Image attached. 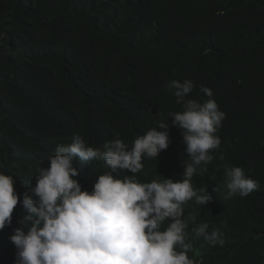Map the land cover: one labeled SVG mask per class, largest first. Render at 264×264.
<instances>
[{"label": "trees", "instance_id": "obj_1", "mask_svg": "<svg viewBox=\"0 0 264 264\" xmlns=\"http://www.w3.org/2000/svg\"><path fill=\"white\" fill-rule=\"evenodd\" d=\"M174 79L194 82L186 99L203 102L200 86L210 88L226 114L213 161L191 181L213 200L183 206L185 217L196 216L185 229L189 256L264 264V0H0V172L22 194L58 143L78 134L92 147L117 137L130 147L164 121L169 146L144 158L137 178L183 179L190 158L171 125L170 113L182 110L166 87ZM224 165L242 167L260 188L224 199ZM74 166L87 191L108 170L103 160ZM24 214L18 204L0 230V264H14L8 238ZM201 222L222 246L195 237Z\"/></svg>", "mask_w": 264, "mask_h": 264}, {"label": "clouds", "instance_id": "obj_2", "mask_svg": "<svg viewBox=\"0 0 264 264\" xmlns=\"http://www.w3.org/2000/svg\"><path fill=\"white\" fill-rule=\"evenodd\" d=\"M166 87L182 109L170 117L190 158L182 163L183 179L137 178L144 158L157 159L169 146L170 126L164 121L137 136L130 147L119 137L92 147L78 134L68 144L58 143L48 166L35 170V183L22 194L14 189V177L0 172V230L12 224L18 204L25 209L17 221L20 226L8 238L16 248L14 264H195L185 229L196 216L185 217L183 206L193 200L205 206L213 200L205 187L194 189L191 181L213 161L226 114L206 86H200L209 97L203 102L186 99L195 87L190 79H174ZM76 160H103L108 169L97 175L91 191L82 190L75 178ZM124 170L131 175H121ZM223 174L226 200L260 188L240 166L224 165ZM208 228L201 222L193 233L212 246H222L224 240Z\"/></svg>", "mask_w": 264, "mask_h": 264}]
</instances>
